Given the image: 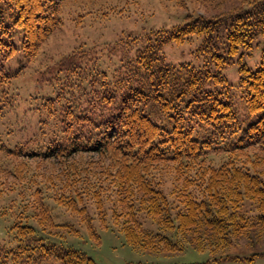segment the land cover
Listing matches in <instances>:
<instances>
[{
  "label": "trees",
  "instance_id": "obj_1",
  "mask_svg": "<svg viewBox=\"0 0 264 264\" xmlns=\"http://www.w3.org/2000/svg\"><path fill=\"white\" fill-rule=\"evenodd\" d=\"M63 1L0 0V119L12 99L11 80L61 25ZM238 1L213 14H189L181 24L133 35L130 41L120 37L110 48L119 57L105 67L88 50L73 48L55 58V95L43 96L36 106L46 140L10 146L0 138V153L14 160L60 163L46 179L52 198L75 214L92 239L99 234L87 207L94 205L101 228L110 227L104 210L107 194L115 198L108 206L112 225L120 226L126 243L140 251L175 253L189 244L213 254L240 233L258 228L263 234L264 174L257 165L264 156L249 151L264 152V47L254 69L241 53L264 35V0ZM193 36L201 37L203 64L175 65L166 59L165 44ZM17 52V62H23L15 67ZM235 62L247 109L243 120L223 73ZM196 130L203 138L194 136ZM210 153L221 156L210 161ZM16 164L11 181L0 169V195L23 184ZM169 166L182 179L172 187L174 193L162 185L160 170ZM171 193L180 200L174 213ZM16 208L10 241L0 243V264H41L53 258L58 264H95L84 251L56 241L61 233L55 228L77 229L54 223L40 187ZM145 218L172 231L175 239L146 229ZM253 251L252 258L264 255V248Z\"/></svg>",
  "mask_w": 264,
  "mask_h": 264
},
{
  "label": "rangeland",
  "instance_id": "obj_2",
  "mask_svg": "<svg viewBox=\"0 0 264 264\" xmlns=\"http://www.w3.org/2000/svg\"><path fill=\"white\" fill-rule=\"evenodd\" d=\"M238 2V0H226L219 1L220 4H218L216 0H64L60 5L61 25L44 42L38 55L26 65L24 63L18 76L12 79L9 84L13 94L4 116L0 119L1 140L10 146L15 143L31 145L32 139H36L35 143H42L43 140H46L47 136L39 130L40 114L36 110V106L43 96L55 95L53 80L55 79V70L52 69L55 58L67 55L73 48L88 50L91 59H96L95 62L98 65L105 67L106 64L116 59L115 57H119L117 50L111 51L110 48L120 37H123L122 41H130L129 38L133 35L145 36L155 30L181 24L188 19L189 14H213ZM14 42L17 46L20 45L19 34L14 37ZM200 43L201 37L193 36L183 43H167L163 51L166 59L175 65L189 62L198 66L203 64L204 60L203 55L198 52ZM263 47L264 35H260L253 41L252 48L248 51L249 55L248 52L241 53L250 68H256ZM20 55V52H17L14 56L12 64H15V67L23 62V60L17 62ZM237 67L238 63L235 62L225 68L223 73L231 84L233 105L243 120L246 119L247 109L240 97ZM194 136L199 139L203 138L197 130ZM253 152L264 156V152L257 148L249 151L254 155ZM220 156L217 153H210L208 160L217 161ZM15 163H17L16 166L20 164L16 176L24 175V182L20 184V187H17L18 189L0 195L1 244L7 245V242L10 241V226L19 213L16 205L21 204L23 198L30 197L31 199L34 190L40 187L44 202L51 209L54 223H70L77 229V232L72 233L66 228H55L54 231L61 233V237H57L56 241L64 246H72L84 251L95 261V264H126L128 262L141 264H264V255L250 257L256 248H264V233L261 234L258 228L233 237L229 242L224 243L223 249H216V251L213 249V254L207 250L199 251L189 244L175 253L137 250L126 243L120 226L112 225L114 219L108 206H111L115 198L111 196L112 194L107 193L106 196L109 200L103 197L104 210H106L105 218L110 223V227L101 228L94 205L90 203L87 207L90 213L95 216L94 226L99 234L98 240L92 239L85 225L79 223L75 214L59 206L52 198L53 188L46 179L61 167L60 163L56 160L40 161L38 158L24 159L23 161L14 160L10 157L6 158V155L0 153V169L7 175L9 181L14 180L10 175ZM258 163V170L264 174V159ZM169 167L170 169L160 170L163 175L162 185L166 191H171L172 187H175L176 184L180 185L182 181V179L176 178L175 170L171 166ZM34 178L35 183L32 184ZM168 196L172 212H177L180 207L177 194L171 193ZM244 202L245 206L250 205L248 199ZM29 221L35 224L33 220ZM143 225L148 230L162 232L175 239L172 231L160 230L149 218L143 219ZM41 264H58V262L53 258Z\"/></svg>",
  "mask_w": 264,
  "mask_h": 264
}]
</instances>
